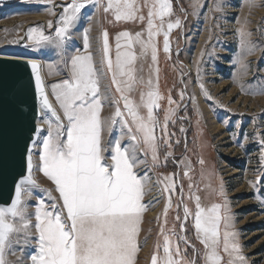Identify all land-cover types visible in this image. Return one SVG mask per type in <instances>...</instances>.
Masks as SVG:
<instances>
[{
  "label": "snow or ice",
  "instance_id": "6c2138e0",
  "mask_svg": "<svg viewBox=\"0 0 264 264\" xmlns=\"http://www.w3.org/2000/svg\"><path fill=\"white\" fill-rule=\"evenodd\" d=\"M91 2L92 0H71L66 6H62L55 37L46 35L39 28H30L28 39L35 46L54 44L62 53L70 30L76 26L86 4ZM200 6V0H195L193 8ZM145 8L147 16L142 14ZM103 11L111 12L118 22L146 20V27L135 34L129 31L119 32L115 37L114 59L110 55L108 31L103 30L100 37L102 57L99 68L92 53L87 51L90 48L87 34L90 29H86L85 52L77 51L72 55L68 63V78L51 85L59 112L45 91L40 75L41 65L35 60L28 62L35 76V90L39 96L41 111L45 116H50V119L30 128L23 146L17 144L14 151L9 149L4 134L0 131V170H14V195L10 202L0 205V264H15L6 256L13 245L20 244L32 250L29 255L31 264L136 262L140 225L143 213L147 210L143 202L146 177H142L137 171L144 161L138 159L137 151L145 155L150 153L153 164H159L158 140L163 139L164 144L171 147L165 137L174 135L167 128L171 116L175 114V109L169 107L163 124H160L154 114V110L160 107L159 101L164 98L158 87L159 69L150 66L149 77L145 80L138 75L142 68L137 69L136 65L138 60L149 55L152 65L158 63L159 49L155 38L160 35H163V52L169 54L170 33L174 28L181 27V21L170 19L173 15L171 0H106ZM47 26L52 28L53 22L48 21ZM145 32L147 39L143 38ZM237 33L241 47H248L252 51L250 41L247 40L251 33L243 26L237 29ZM153 71L156 73L155 83ZM105 75H110L111 78L109 90L114 86L119 94L112 99L115 111L107 118L102 116L104 104L109 99V91H101V78ZM137 85L147 88V91L141 90L138 102L131 97ZM180 95L182 99L183 92ZM205 95L207 96L206 91ZM167 99L171 106L174 103L171 95ZM117 123L127 128L128 137L133 142L131 145H122L121 137L109 140L105 146V128L111 132ZM157 126H160L162 133L160 137L155 134ZM180 131L183 132L184 129L181 128ZM44 132L47 134L43 135ZM260 142L264 144V140ZM37 154L38 163L34 159ZM171 156V151L165 153V163ZM200 163L203 164L204 161L201 159ZM34 168H38L52 182L58 196L52 195L53 189H43L50 203L40 198L34 204V211H29L32 207L29 204L31 190L40 187L33 177ZM25 170L27 175H24ZM175 175L177 174L173 173L157 180V183L163 185L162 191L169 193L163 209L165 224L167 212L172 205L171 194L175 193L177 187ZM184 176H189L187 170ZM188 187L189 199L195 201L194 209L184 203L183 185H180L181 199L178 208L183 206V218L177 215L176 220L180 221V231L183 233L186 231L188 218L192 217L196 237L204 246L201 257L203 264H224L221 247L229 257L227 264H246L245 257L239 255V243L233 242L236 233L228 230L232 227V216L227 205L215 202L204 205L198 194L191 193L194 185L189 183ZM219 194L224 196L222 184ZM169 231L172 236H176L175 227ZM159 235L163 236L164 255L158 256L154 251L151 264H197L196 259H186L187 246L197 250L185 235L173 240L163 225ZM179 241L186 245L183 252ZM160 247L158 239L156 249Z\"/></svg>",
  "mask_w": 264,
  "mask_h": 264
},
{
  "label": "rangeland",
  "instance_id": "374dc122",
  "mask_svg": "<svg viewBox=\"0 0 264 264\" xmlns=\"http://www.w3.org/2000/svg\"><path fill=\"white\" fill-rule=\"evenodd\" d=\"M70 2L71 0L0 1V55L40 60L47 90L58 112L60 110L52 95L51 85L68 78V63L72 55L77 51L85 52L86 29H90L87 33L90 48L87 51L92 53L99 68L102 57L100 37L103 30L108 31L110 55L114 59L116 35L122 31L135 34L146 27V20L118 22L111 12L103 11L106 0H92L82 10L76 26L70 30L62 53L54 44L35 46L28 39V30L39 28L46 35L55 37L62 6ZM171 3L173 15L170 19H180L181 27L174 28L170 33V53L163 52V35H160L155 38L159 49L158 63L152 65L149 55L138 60L136 65L137 69L142 68L138 75L145 80L149 77L150 66L159 69L158 87L164 98L159 101L160 107L154 110V114L160 124H163L169 107L175 109V114L171 116L167 128L174 135L165 137L171 147L165 145L163 139L158 140L159 164H153L150 153L145 155L137 151L138 159L144 161L137 171L139 175L146 177L143 202L147 210L143 213L140 225L139 251L135 264H151L154 251L158 256L164 255L163 236L159 235L162 225L173 240L185 235L197 250L194 251L190 245L186 248L185 243L179 241L182 252L186 248V259H196L197 264H203L201 257L204 246L196 237L192 217L188 218L186 231L183 233L180 231V221L176 220L177 215L183 218V206L178 208L181 199L180 185H183L184 203L194 209L195 201L189 199V183L194 185L191 193L198 194L202 204L210 205L215 202L227 205L232 216V227L228 230L236 233L233 242L239 243V255L245 257L246 264H264V214H261L264 210H260L261 207L264 208V144L260 142L264 140V0H200L201 6L195 9L194 2L192 5L182 2L180 6L176 5L175 0H171ZM142 14L147 16V8L143 9ZM48 21L53 22L52 28H48ZM241 26L251 33L247 40L250 41L252 51L240 45L237 29ZM143 38L147 39L146 32ZM121 44H124L123 39ZM152 76L155 83V71ZM110 85V75L103 76L101 91H109V99L102 111L105 118L115 111L112 99L119 96L114 86L109 90ZM141 90L147 91V88L137 85L131 93V97L137 102ZM169 95L174 101L171 106L167 99ZM45 119H50V116L43 114L40 118L41 125ZM119 124L114 125L111 132L105 128V146L109 140L120 138L117 131ZM215 125L221 127V132L215 131ZM181 128L184 129L183 132L180 131ZM122 129L127 135L123 136L121 143L130 145L128 130L123 126ZM155 134L162 136L160 126L156 127ZM169 151L172 156L165 163V153ZM34 159L38 163V154ZM201 159L203 164L200 163ZM186 170L189 176H184ZM236 170L239 172L232 174ZM173 173L177 174L174 177L177 187L175 193L171 194L172 205L167 212L165 224L163 209L169 193L162 191L163 185L157 183V180ZM247 175L252 176V188L256 196L243 199L244 202L240 197L232 195L237 193L238 183ZM33 177L40 187L31 190L29 204L32 207L29 211H34V204L40 198L50 203L43 189H53L52 195L58 196L52 182L38 168L33 169ZM221 184L224 196L219 194ZM25 197L28 198L27 193ZM241 204L245 208H239ZM254 210L258 212L252 215ZM259 216L263 217L258 219ZM173 227L176 236H172L169 231ZM223 230L222 225L221 231ZM158 239L161 247L157 250ZM31 251L23 244L13 245L6 258L15 264H31ZM220 251L224 264H227V253L223 252L222 247Z\"/></svg>",
  "mask_w": 264,
  "mask_h": 264
},
{
  "label": "water",
  "instance_id": "95a60500",
  "mask_svg": "<svg viewBox=\"0 0 264 264\" xmlns=\"http://www.w3.org/2000/svg\"><path fill=\"white\" fill-rule=\"evenodd\" d=\"M32 60L41 65L40 75L48 94L40 60L0 55V131L12 151L17 144L23 146L28 130L38 125L42 116L39 96L35 90V76L28 63ZM13 175L12 168L0 170V205L10 202L14 195ZM24 175H27L26 170Z\"/></svg>",
  "mask_w": 264,
  "mask_h": 264
},
{
  "label": "bare ground",
  "instance_id": "6f19581e",
  "mask_svg": "<svg viewBox=\"0 0 264 264\" xmlns=\"http://www.w3.org/2000/svg\"><path fill=\"white\" fill-rule=\"evenodd\" d=\"M7 56V55H6ZM17 57V56H16ZM48 94H49V97H50V100H51V102H52V104H53V106L55 107V104H54V102H53V100H52V98H51V95H50V93L48 92ZM42 115H43V113H42ZM38 125H41V123H40V120L38 121ZM214 128H215V131L217 130L218 132H221V127L219 126V125H215L214 126ZM118 132H119V137L121 138V137H123V136H126L127 135V133L125 134V132H124V130L122 129V124H119V126H118V130H117ZM216 131V132H217ZM133 142L132 141H130L129 142V144L131 145ZM126 144V143H125ZM237 172H239L238 170H236V171H234L232 174H237ZM252 176H246V178H244V180L243 181H240L238 184H239V186H238V189H237V193H234L232 196H237V197H240L241 198V200H246V199H249L252 195H254V196H256V193H255V191L253 190L254 188H252L253 186V184H254V181L252 180V178H251ZM256 184V183H255ZM243 200V201H244ZM242 202V201H241ZM240 202V203H241ZM245 202V201H244ZM243 203V202H242ZM239 208H245V205L244 206H242V204L239 206ZM260 210H264V208H260ZM257 212L258 211H256V210H254L253 212H252V215L253 214H257ZM262 215L264 214V212L263 213H261ZM263 216H259L258 217V219L259 218H262ZM256 232V231H255ZM254 232V233H255Z\"/></svg>",
  "mask_w": 264,
  "mask_h": 264
},
{
  "label": "crops",
  "instance_id": "0c3cea01",
  "mask_svg": "<svg viewBox=\"0 0 264 264\" xmlns=\"http://www.w3.org/2000/svg\"><path fill=\"white\" fill-rule=\"evenodd\" d=\"M186 5H192L195 0H181Z\"/></svg>",
  "mask_w": 264,
  "mask_h": 264
},
{
  "label": "trees",
  "instance_id": "16d2710c",
  "mask_svg": "<svg viewBox=\"0 0 264 264\" xmlns=\"http://www.w3.org/2000/svg\"><path fill=\"white\" fill-rule=\"evenodd\" d=\"M175 3L177 6H180L181 4H183L181 0H175Z\"/></svg>",
  "mask_w": 264,
  "mask_h": 264
}]
</instances>
